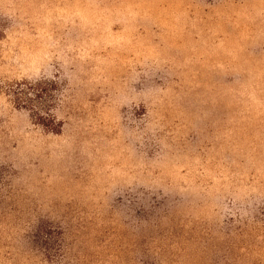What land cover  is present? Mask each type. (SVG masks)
<instances>
[{"label": "rangeland", "instance_id": "1", "mask_svg": "<svg viewBox=\"0 0 264 264\" xmlns=\"http://www.w3.org/2000/svg\"><path fill=\"white\" fill-rule=\"evenodd\" d=\"M43 225L59 264H264V0H0V264H54Z\"/></svg>", "mask_w": 264, "mask_h": 264}, {"label": "trees", "instance_id": "2", "mask_svg": "<svg viewBox=\"0 0 264 264\" xmlns=\"http://www.w3.org/2000/svg\"><path fill=\"white\" fill-rule=\"evenodd\" d=\"M45 84H48L45 80L17 82L12 86V96L17 107L33 112L36 123L49 132L59 134L63 123L50 112L53 94ZM66 246L64 231L56 232L53 227L43 225V255L49 262L59 264L64 258Z\"/></svg>", "mask_w": 264, "mask_h": 264}]
</instances>
